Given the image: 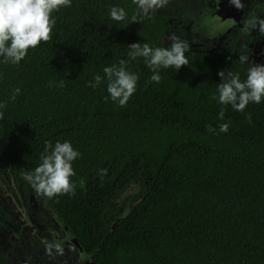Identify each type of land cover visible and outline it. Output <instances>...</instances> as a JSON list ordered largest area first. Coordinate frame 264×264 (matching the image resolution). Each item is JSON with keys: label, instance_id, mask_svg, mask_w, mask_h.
Here are the masks:
<instances>
[{"label": "trees", "instance_id": "16d2710c", "mask_svg": "<svg viewBox=\"0 0 264 264\" xmlns=\"http://www.w3.org/2000/svg\"><path fill=\"white\" fill-rule=\"evenodd\" d=\"M112 6L125 9L122 21L109 17ZM52 16L48 41L19 64L0 63L8 174L32 171L46 141L71 142L80 153L74 191L42 194L94 264H264V102L227 106L218 120L213 99L219 70L246 77L234 39L186 52L187 65L161 69L159 83L143 58L129 61L139 78L121 107L105 99L103 83L88 82L127 60L131 43L169 46L159 43L164 19L142 15L132 0H72ZM0 264L11 262L0 253Z\"/></svg>", "mask_w": 264, "mask_h": 264}, {"label": "clouds", "instance_id": "9594fccd", "mask_svg": "<svg viewBox=\"0 0 264 264\" xmlns=\"http://www.w3.org/2000/svg\"><path fill=\"white\" fill-rule=\"evenodd\" d=\"M167 0H132L136 9L141 13H148L154 7H160ZM239 7L238 0H232ZM72 0H0V63L19 64L29 49H34L41 42L50 39V32L55 24L54 11L62 7H69ZM114 21L125 18V9L112 6L108 12ZM136 17L134 16L133 19ZM252 23V22H249ZM245 25V30L247 29ZM254 26V25H253ZM261 31H264V21L261 22ZM170 45L151 46L140 42L128 45V59H121L116 64L105 66L103 76L94 74L88 86L95 89L102 83L107 93L105 99L118 106H124L136 91L138 75L127 69L129 61L143 58L145 66L151 72L149 79L159 83L160 70L169 67L178 71L181 66L187 65L185 53L189 50L186 40H181L175 34L169 37ZM247 57H240L245 63ZM219 82L216 84V94L213 99L221 105L217 114L218 120H224L225 109L230 106L236 112H243L249 103L264 102V64L256 63L247 68L246 77L241 80L239 73L219 70ZM60 86H63L61 81ZM19 93L20 89L14 90ZM15 99V96L12 97ZM3 105L0 104V107ZM246 121L251 122L250 115ZM227 122L218 125L219 132H227ZM209 132L215 133L217 128L209 126ZM80 156L68 140H57L54 144L46 141L41 153L39 164L30 172L24 174L32 188L37 193L49 197L60 193H72L75 185L70 178L74 176L72 163ZM101 169V173H106Z\"/></svg>", "mask_w": 264, "mask_h": 264}, {"label": "flooded vegetation", "instance_id": "af4514ba", "mask_svg": "<svg viewBox=\"0 0 264 264\" xmlns=\"http://www.w3.org/2000/svg\"><path fill=\"white\" fill-rule=\"evenodd\" d=\"M241 3L242 16L239 24L233 27L225 36L221 46L214 51L228 47L230 41L234 39L233 54L235 58L240 61V57H247L243 65L249 67L252 64L262 63L264 59V31H261V22L264 21V0H241ZM159 8V18L164 19L167 24L166 31L159 43L161 45L171 43L169 37L175 34L189 44V40L192 42V39H187L188 27L195 24L196 14L199 13V15L204 16V24L209 23L208 17L218 9V0H173V2L163 4ZM197 24H202V21ZM246 24L248 26L245 30ZM187 52L194 51L189 50ZM9 169L8 162L0 157V178L6 186L4 195L0 194V227L7 228L20 238V247L24 248L28 264L31 261L34 264H46L47 258L58 256V247L65 249L67 245L65 241L61 244H52L51 247L45 244V241L50 238L45 230L46 225L41 223L46 217V208L36 196L30 183L21 175L20 170L12 175L8 174ZM21 217H24V220L28 219L36 228L25 227ZM56 245L58 247H55Z\"/></svg>", "mask_w": 264, "mask_h": 264}, {"label": "water", "instance_id": "95a60500", "mask_svg": "<svg viewBox=\"0 0 264 264\" xmlns=\"http://www.w3.org/2000/svg\"><path fill=\"white\" fill-rule=\"evenodd\" d=\"M171 2H173V0H167L165 5ZM238 3L239 7H237L232 0H218V9L208 17L209 23L206 24L209 30L213 31V33L215 32L216 35L213 37L209 36L207 27L199 24L188 27L189 34L187 35V39H192L193 42L189 40L191 46L189 50L194 52H212L221 46L225 36L240 22V17L242 16L241 0H238ZM159 10V7H154L148 13L141 14H152L155 17H159ZM194 10L197 12L196 8H194ZM202 28L203 30H201ZM205 29H207V31H205ZM205 32L206 34H204ZM5 189V183L0 178V194L4 195ZM34 192L42 201L47 211L44 221L41 222L46 225L45 230L50 237L49 240L45 241V244L51 247L53 246L52 244H61L65 241L67 245L65 249L56 245L55 247H58V256L47 258L48 261L46 264H94L91 257L84 252L80 241L62 225L44 195L42 193H37L35 190ZM123 196L121 198H123ZM23 218L24 217H21V220L25 227L36 228L33 226L32 222L28 219L24 220ZM121 221V219L116 220L111 225V231H113ZM33 232L39 234L38 232ZM20 244V238H18L14 232L5 227H0V253L4 255L11 264H28L26 262L27 258L25 257L24 248L20 247ZM37 261H39L38 258ZM30 264H34L33 261H31Z\"/></svg>", "mask_w": 264, "mask_h": 264}, {"label": "rangeland", "instance_id": "374dc122", "mask_svg": "<svg viewBox=\"0 0 264 264\" xmlns=\"http://www.w3.org/2000/svg\"><path fill=\"white\" fill-rule=\"evenodd\" d=\"M203 19H204V16H203V15H199V13H197V14H196V17H195V24H194L193 26L197 25V23H199L200 21H202V24H199V25L204 26V27H207V29H208V26H206V24L203 23ZM207 29H205V31H207ZM201 30H203V28H202ZM204 34H206V32H205ZM208 34H209V36H211V37H213V36L216 35L215 32L213 33V31H211V30H209V29H208ZM189 48H191V46H190ZM33 220H34V219H33ZM34 221H35V220H34ZM26 235L28 236L29 234H26ZM32 253H33V252H32Z\"/></svg>", "mask_w": 264, "mask_h": 264}]
</instances>
